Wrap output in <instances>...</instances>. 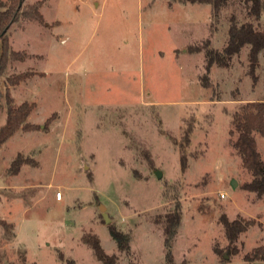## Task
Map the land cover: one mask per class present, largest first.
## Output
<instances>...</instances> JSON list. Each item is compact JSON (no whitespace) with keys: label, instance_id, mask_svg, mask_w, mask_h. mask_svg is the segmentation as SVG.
Wrapping results in <instances>:
<instances>
[{"label":"rangeland","instance_id":"1","mask_svg":"<svg viewBox=\"0 0 264 264\" xmlns=\"http://www.w3.org/2000/svg\"><path fill=\"white\" fill-rule=\"evenodd\" d=\"M249 7L228 0L216 16L184 0H43L45 23L10 27L27 56L0 74V127L7 90L14 106L34 107L0 148V185L10 186L0 190V264H103L95 238L117 264H168L164 226L178 209L171 264L264 255V180L234 124L264 100V50L254 75L249 45L225 64L214 57L232 15L264 30V12L255 19ZM89 17L94 31L77 24ZM251 134L264 163V137Z\"/></svg>","mask_w":264,"mask_h":264},{"label":"trees","instance_id":"2","mask_svg":"<svg viewBox=\"0 0 264 264\" xmlns=\"http://www.w3.org/2000/svg\"><path fill=\"white\" fill-rule=\"evenodd\" d=\"M250 3L249 14L255 19H260L264 12V0H246ZM184 2L191 3H209L212 6L214 15H218L221 9L226 5L228 0H184ZM43 0H39L33 4H25V0H0V74L6 69L7 63L11 59L25 60L27 53L25 51L14 50L10 42V27L19 22L21 19L37 20L40 23H45L44 17L40 11ZM228 41L222 51H215L214 57L216 60L225 64V56L231 58L238 54L245 45L250 46L249 59H250V73L254 75L255 69L259 63V54L264 50V30L259 29L253 21L240 22L236 15L230 18V26L228 30ZM213 56V55H212ZM26 73H19L11 75L7 78L10 84L17 83L21 78L25 77ZM3 93L2 84L0 81V98ZM7 102V117L6 122L0 127V148L19 128L26 125V119L33 109L32 104L23 103L19 106H14L13 97L9 91L6 92ZM234 124L237 130H241L243 134L244 149H249L252 156L255 157L249 165L255 167L257 174L264 180V163L259 158L255 150V142L252 132L256 131L264 137V100L256 102H249L244 105L241 111L237 112L234 117ZM193 126L186 129L185 141L190 142L191 132ZM181 168H186V155L181 151L180 155ZM15 165V166H14ZM13 172L17 171L20 165L14 161ZM264 182V181H263ZM181 220V211L178 209L167 215L164 233L165 245L167 248L166 260L168 264L173 262V253L171 250L173 239L177 233V228ZM234 226V225H233ZM229 233L236 229L240 231L243 227H230L227 226ZM236 233V232H235ZM111 234L118 242L120 247H123V240L125 235L117 230L111 228ZM93 247L103 264H117L115 257L105 253L99 240L97 238L93 241ZM264 260V255L246 256V264H252L254 260Z\"/></svg>","mask_w":264,"mask_h":264},{"label":"crops","instance_id":"3","mask_svg":"<svg viewBox=\"0 0 264 264\" xmlns=\"http://www.w3.org/2000/svg\"><path fill=\"white\" fill-rule=\"evenodd\" d=\"M91 19H92V17H89L88 18V20L86 19V20H83L81 23H79V22H77V24H81L82 25V28H84V29H88V30H92V31H94L95 29H96V25L95 24H93V22H90L91 21ZM74 25H76V23H74ZM6 122V121H5ZM2 126V125H1ZM16 133H19V132H16ZM22 171V168L20 169H18L17 171H15V172H13V173H11L12 174V177L13 178H17L18 177V175L20 174V172ZM10 186L9 185H0V190H3V189H8ZM15 187H18V185L16 186L15 185ZM18 189V188H17ZM63 197H64V195H63ZM17 199H19V197L17 198ZM57 199V198H56ZM63 198H61V199H57V200H62ZM0 220H5V219H2V218H0Z\"/></svg>","mask_w":264,"mask_h":264},{"label":"water","instance_id":"4","mask_svg":"<svg viewBox=\"0 0 264 264\" xmlns=\"http://www.w3.org/2000/svg\"><path fill=\"white\" fill-rule=\"evenodd\" d=\"M156 175L158 178H160L163 175V173L160 170H156ZM233 185L234 186L236 185L235 181H233ZM102 214L107 222L110 221V218L107 212H102Z\"/></svg>","mask_w":264,"mask_h":264},{"label":"built area","instance_id":"5","mask_svg":"<svg viewBox=\"0 0 264 264\" xmlns=\"http://www.w3.org/2000/svg\"><path fill=\"white\" fill-rule=\"evenodd\" d=\"M63 197V193L61 191L56 192V198L61 199Z\"/></svg>","mask_w":264,"mask_h":264}]
</instances>
